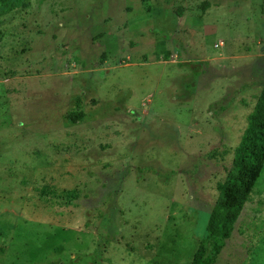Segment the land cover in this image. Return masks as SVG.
I'll return each instance as SVG.
<instances>
[{"label": "rangeland", "instance_id": "rangeland-1", "mask_svg": "<svg viewBox=\"0 0 264 264\" xmlns=\"http://www.w3.org/2000/svg\"><path fill=\"white\" fill-rule=\"evenodd\" d=\"M262 81L264 0L0 15V264H191ZM215 264H264V168Z\"/></svg>", "mask_w": 264, "mask_h": 264}, {"label": "trees", "instance_id": "trees-1", "mask_svg": "<svg viewBox=\"0 0 264 264\" xmlns=\"http://www.w3.org/2000/svg\"><path fill=\"white\" fill-rule=\"evenodd\" d=\"M22 1L0 0V15L17 8ZM261 84L263 90L255 106L258 117L249 121L235 146L227 179L217 183L220 200L211 209L207 235L199 241L191 264L217 262L219 254L233 235L236 223L250 201L252 190L264 168V81ZM69 194L77 197L72 191ZM82 261L83 256L79 255L67 264H81ZM56 263L65 264L61 261Z\"/></svg>", "mask_w": 264, "mask_h": 264}]
</instances>
